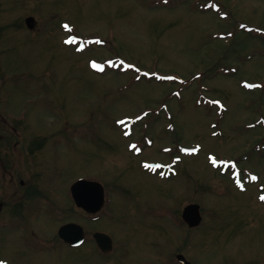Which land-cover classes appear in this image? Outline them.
Listing matches in <instances>:
<instances>
[{"label": "rangeland", "instance_id": "1", "mask_svg": "<svg viewBox=\"0 0 264 264\" xmlns=\"http://www.w3.org/2000/svg\"><path fill=\"white\" fill-rule=\"evenodd\" d=\"M210 1L222 15L205 0H0V201L33 183L45 204L0 208L5 264H264V0ZM80 177L105 204L69 218L112 236L106 258L57 235Z\"/></svg>", "mask_w": 264, "mask_h": 264}, {"label": "water", "instance_id": "2", "mask_svg": "<svg viewBox=\"0 0 264 264\" xmlns=\"http://www.w3.org/2000/svg\"><path fill=\"white\" fill-rule=\"evenodd\" d=\"M25 23L29 28H32L35 20L32 16H28L25 19ZM70 192L76 204L84 207L88 211L95 212L103 205L104 190L99 182L79 179L71 185ZM181 217L189 227L199 225L202 219L200 206L197 203L185 205L181 212ZM59 235L70 243H76L82 238V228L75 223H68L60 227ZM94 236L98 246L104 252L111 249V238L107 234L96 232ZM176 258L183 264H190L183 254H177Z\"/></svg>", "mask_w": 264, "mask_h": 264}, {"label": "flooded vegetation", "instance_id": "3", "mask_svg": "<svg viewBox=\"0 0 264 264\" xmlns=\"http://www.w3.org/2000/svg\"><path fill=\"white\" fill-rule=\"evenodd\" d=\"M7 131L9 132L11 130H7ZM8 143H10L9 139L7 140L6 138H4V134H1L0 133V148H2V147H4V148H10V145ZM25 145L27 146V148H26V150H28L27 153L31 154L30 148L32 147V138L30 140H27ZM33 181H35V180H33ZM23 183H24V181L23 180H20V184H23ZM28 185H30L31 187H29L26 192H23L21 194H13L12 195L13 196L12 199L5 200V202H4V195H2V197H1V199H3V200L0 201V208L1 207L2 208L4 207L5 209H7L8 212H11V215H9V216H11L12 218L19 217V215H21L22 213H25V214L28 215L29 212L33 209V205L35 203H38V205H39L38 208H41V205H45V204L39 203V197L38 196H35V195H42V193H44V188L43 187L38 188L35 185H33V183H31V184L29 183V184H27V186ZM42 188H43V190H42ZM46 197L47 196L44 195L42 197V199L43 198H46ZM43 200H46V199H43ZM48 201H50V200L48 199ZM75 210H76L77 213H79V212L81 214L84 213V210L81 207L75 206ZM83 216H82V219H81V217L80 218H74L73 220H65L64 223H66L68 221H75V222L81 224L86 229V226H84L82 224ZM4 221L8 224V222H7L6 219ZM7 224H4L2 226H5ZM95 231H97V229L93 230L91 233L90 232L89 233H87V232L85 233L84 232L85 235H84L83 242L80 243L78 246H76V248H79V247H82V246L84 247V244L86 242H90V243H92V245L94 247L93 249H94L95 253H97L98 255L100 254V256L106 258L107 256H109V254L113 250L110 253H107V254L101 253V251L96 246V244L94 242V239L92 237L93 236V233Z\"/></svg>", "mask_w": 264, "mask_h": 264}, {"label": "snow or ice", "instance_id": "4", "mask_svg": "<svg viewBox=\"0 0 264 264\" xmlns=\"http://www.w3.org/2000/svg\"><path fill=\"white\" fill-rule=\"evenodd\" d=\"M67 27H68V26L65 25V28H67ZM71 42H73L72 39H70L69 41H66V43H71ZM262 199H264V197H262Z\"/></svg>", "mask_w": 264, "mask_h": 264}]
</instances>
